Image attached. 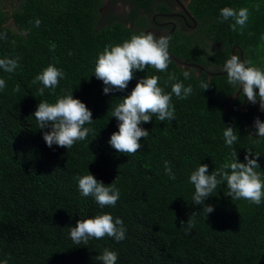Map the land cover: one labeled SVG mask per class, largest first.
Segmentation results:
<instances>
[{"label":"trees","instance_id":"1","mask_svg":"<svg viewBox=\"0 0 264 264\" xmlns=\"http://www.w3.org/2000/svg\"><path fill=\"white\" fill-rule=\"evenodd\" d=\"M7 4L0 0V33L7 34L0 39V58L18 57L19 67L14 73L0 69L7 85L0 91V262L100 264L95 257L108 248L118 254L116 264H264V201L259 206L232 201L222 184L205 201L214 205L206 218L203 205L193 203L195 189L189 181L200 164H207L209 173L221 168L233 149L240 162L247 150L259 153L264 171V140L257 143L259 138L249 135L254 118L260 115L264 121L259 101L250 104L241 89L224 109L226 98L237 90L228 85L226 73L209 77L189 68L191 78L185 80V68L172 60L165 72L152 67L136 71L124 91L104 94L103 82L93 74L98 54L106 45L143 32L145 17L127 26L109 14L100 23L101 0H20L13 10ZM224 7L248 8L243 30L232 31L231 20L220 22ZM187 9L196 29L170 35L172 57L221 72L236 47L234 54L240 51L243 59L264 69V0H190ZM203 40L213 46L208 55ZM49 64L65 76L54 95L45 89L41 97L38 88L43 85L31 81ZM170 73L177 79L169 81ZM146 75H158L166 92L177 80L191 85L193 92L183 100L173 95L174 120L161 122L153 116L141 125L149 136L141 138L143 147L136 154L118 153L108 143L118 131L112 110ZM201 81L210 87L203 90ZM17 85L20 91L14 93ZM72 90L92 112V123L85 125L92 131L68 150L55 144L49 148L32 115L40 101L54 103ZM243 100L244 110L234 112ZM226 126L239 132L232 147L223 138ZM165 161L174 180L165 172ZM88 171L105 185L116 180L120 197L115 206L101 208L93 197L80 194L77 177ZM103 213L123 220L126 238L117 243L105 236L87 246L74 244L70 228L79 219ZM191 214L194 227L181 226Z\"/></svg>","mask_w":264,"mask_h":264},{"label":"clouds","instance_id":"2","mask_svg":"<svg viewBox=\"0 0 264 264\" xmlns=\"http://www.w3.org/2000/svg\"><path fill=\"white\" fill-rule=\"evenodd\" d=\"M220 17L221 23L233 21L229 25L232 31H237L238 28L243 30L249 18V10L248 8L237 10L224 7L220 10ZM40 23L36 20L35 26L39 27ZM0 39H7V34L0 33ZM170 41L171 37L167 35L157 37L152 32H141L133 34L130 39L120 44L106 45L98 54L93 73L98 80L103 82V93L124 91L136 71H145L146 68L152 67L157 72H165L171 62ZM12 43L15 44V41ZM52 47L55 48V45ZM18 67V57L0 58V69L5 73H14ZM224 71L228 85L235 87L237 91L242 89L241 94L250 104L256 105L259 101V110L264 112V69L255 66L250 60H242L241 56L233 54L225 62ZM64 76L62 69L49 64L34 77L31 83L39 82L43 85L38 88L39 96L45 95V89H52L54 95L55 88ZM183 77L185 80L190 79L191 72L184 71ZM176 79L174 73L169 74V81ZM159 81L158 75H146L139 79L131 93L122 97L112 110L111 117H115L118 121V131L111 134L108 143L118 153L136 154L143 147L140 143L141 138L146 139L149 136V132L141 125L151 122L153 116L161 122L174 120L173 95L183 100L193 92L191 85L185 86L179 80L172 84L170 92H166L159 86ZM210 84V82L201 81L200 87L207 90ZM6 86V80L0 78V91ZM12 91L18 93L20 86L17 85ZM32 116L36 119L38 129L42 131L43 139L49 148L55 144L68 150L77 141L85 140L92 131L85 127L93 121L92 112L84 102L74 98L73 90L58 97L54 103L47 100L40 101ZM249 135L258 137L257 143L259 140H264V121H261L259 117L255 118ZM223 138L226 146L232 147L238 141L239 132L235 126H226ZM230 155V161L223 164L221 168L209 173L208 165L200 164L189 177L195 189L192 197L193 203L203 205L200 211L206 218L214 211V205L206 204L205 201L222 184H226V195L232 201L243 199L257 206L264 201V171L261 170L257 159L260 154L247 150L244 162L239 161L235 149ZM164 166L166 174L174 180L175 175L172 173L170 162L165 161ZM77 180L80 194L84 197H93L101 208L115 206L120 197L116 180L105 185L89 171L88 174L77 177ZM180 225H187L189 229L194 227L193 214L186 222L180 221ZM126 231L121 218H114L110 213H103L83 220L79 219L75 227L70 228V238L74 244L84 246H87L91 239H102L105 236L119 243L126 238ZM117 259L118 254L108 248L95 257L100 264H116ZM0 264H8V260Z\"/></svg>","mask_w":264,"mask_h":264},{"label":"flooded vegetation","instance_id":"3","mask_svg":"<svg viewBox=\"0 0 264 264\" xmlns=\"http://www.w3.org/2000/svg\"><path fill=\"white\" fill-rule=\"evenodd\" d=\"M123 1L128 4L127 10L123 12L124 17H122L123 15L117 17L116 14H114V10L111 11V8L115 7L116 3ZM189 1L190 0H101L102 5L98 8L99 22H103L107 16L111 14L120 24L126 23L127 26H129L128 23L130 20L134 23L136 22V18L145 17L147 20L146 26L142 29L145 33L152 32L157 37L161 35L170 36L175 31L188 34L196 29L194 18L187 9ZM139 2H142L143 5H139ZM104 8H108V12L104 13L103 16L105 19L102 17ZM191 18L193 22L190 20ZM124 20L125 22H123ZM184 68L185 70L189 69V67Z\"/></svg>","mask_w":264,"mask_h":264},{"label":"water","instance_id":"4","mask_svg":"<svg viewBox=\"0 0 264 264\" xmlns=\"http://www.w3.org/2000/svg\"><path fill=\"white\" fill-rule=\"evenodd\" d=\"M135 1H145V0H135ZM190 20L193 22L192 18H191ZM235 49H236V47H233V48L231 49V51H230V55H229V58L231 57V55L234 54V50H235ZM239 56H241V59H243V58H242V53H241L240 51H239ZM170 58H171V60H172L176 65H178V66L181 67V68H184V67L197 68L198 70H200V71L204 72L205 74H207L209 77H210V76L224 75V74L226 73L224 70L221 71V72H209V71H207V70H205V69H203L202 67H199V66H197V65H191V64H187V63L181 62L180 60H178V59L172 57L171 55H170ZM240 90H241V89H240ZM240 90H238V91L236 90V92H234L233 94H231L230 96H228V97L226 98V100L224 101V109H227V108H228V106H227V105H228V101L231 100V99L236 98V97L238 96V94L240 93ZM244 105H245V100L242 101V103L240 104V106H239L234 112H240V111L244 110ZM257 117L260 118V115H258ZM257 117H256V118H257ZM254 120H255V118H254ZM254 120H253V122H254Z\"/></svg>","mask_w":264,"mask_h":264},{"label":"rangeland","instance_id":"5","mask_svg":"<svg viewBox=\"0 0 264 264\" xmlns=\"http://www.w3.org/2000/svg\"><path fill=\"white\" fill-rule=\"evenodd\" d=\"M6 1L8 2V4H7L8 8L10 10H13L14 6H16L19 3L20 0H5V3H6ZM9 4H11L12 6L9 7ZM127 7H128V4L125 3L124 1L123 2H118V3H116L115 7L111 8V11L114 10V14H116L117 17H120V16L123 15V12H125L127 10ZM107 9L106 8L103 9L102 17L104 16V13L108 12ZM122 17H124V15ZM123 22H125V20ZM212 47L213 46L208 41L203 40V50H204V52H206L207 55L212 51Z\"/></svg>","mask_w":264,"mask_h":264}]
</instances>
